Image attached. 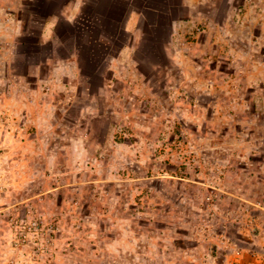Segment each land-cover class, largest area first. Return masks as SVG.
Listing matches in <instances>:
<instances>
[{"label": "rangeland", "instance_id": "rangeland-1", "mask_svg": "<svg viewBox=\"0 0 264 264\" xmlns=\"http://www.w3.org/2000/svg\"><path fill=\"white\" fill-rule=\"evenodd\" d=\"M50 2L0 0V264H264V66L217 65L215 36L256 33L263 60L264 7L200 6L208 32L95 92L51 72L79 33L40 37Z\"/></svg>", "mask_w": 264, "mask_h": 264}, {"label": "crops", "instance_id": "crops-1", "mask_svg": "<svg viewBox=\"0 0 264 264\" xmlns=\"http://www.w3.org/2000/svg\"><path fill=\"white\" fill-rule=\"evenodd\" d=\"M49 1L51 4H46L45 7L52 6L55 7V10L44 15L45 18L40 23L42 26L39 32L40 37L56 42L55 39L61 37L58 34L60 33L58 30L61 21L69 27H73L72 29L68 28L73 35L79 33V41H74L68 54H66L67 56L59 58L60 60L53 66L51 72L60 81L66 77L76 78L79 81L84 79V87L87 90L93 89L92 77L99 75L101 79L95 92L105 89L107 79L113 70L138 69V53L144 45L148 49L154 48L155 45L157 47L161 45L165 50L163 52L167 53L169 44L174 42L176 34L179 33V28L194 22L195 19L199 20L203 27L205 26L204 29H202L203 27L200 28V31L208 32L209 14L208 12H200L202 10L199 7L217 4V0H47V2ZM223 1L229 9L227 14L225 13L224 22L229 21L230 16H232L230 9L236 5H244L248 9H253L255 5L264 7V0ZM87 4H91L101 13H109L110 15L114 9L118 10L120 15L112 23L111 19H98L99 16H95V13L89 17L91 14L88 16L84 14ZM166 5L170 7L168 8ZM241 22L237 21V27ZM217 32L219 33H215V36L220 41L218 45L221 46L219 53L230 52L233 57L231 59L233 65L238 68L245 66L252 68L257 64L264 66V56L263 60L256 56L255 41L258 37L256 33H232L231 36H228V33H220L224 32L220 26L219 29L217 28ZM203 34H205L204 38L205 36L209 37L211 33ZM243 36L248 39L245 44L240 43L239 40ZM120 37H125L123 42L120 41ZM118 41H120L118 48L111 52L113 51L112 46ZM228 42H230L229 45ZM80 46L85 60V63H82L83 67L88 69L84 74L78 56H76V49ZM176 53L181 56L178 50ZM221 56L217 65L223 64L224 59H226L224 54ZM92 62L93 64H91ZM45 66L46 64L41 62L37 68L42 69Z\"/></svg>", "mask_w": 264, "mask_h": 264}, {"label": "trees", "instance_id": "trees-1", "mask_svg": "<svg viewBox=\"0 0 264 264\" xmlns=\"http://www.w3.org/2000/svg\"><path fill=\"white\" fill-rule=\"evenodd\" d=\"M169 1H172V0H169ZM37 2L39 3V4H41L42 2H44V0H37ZM43 7H40L39 6V9H41V10H39V14H41V15H45V14H49L48 12H53V10H55V7H53L52 9H48V8H46L45 7V5L43 4L42 5ZM168 5H166V7H167ZM172 6V5H171ZM170 6H168V8H169ZM164 8V7H163ZM118 9H120V8H118ZM170 10V9H169ZM84 14L86 15L87 14V16L89 15V14H91L89 17H92V15H93V13H95L96 15L95 16H99L98 17V19H111V23L112 22H114L115 20H117V18L119 17V11L118 10H114L113 9V11H112V13L109 15V13H101V12H98V10H97V8H94V7H92L91 6V4H87L86 6H85V9H84ZM106 24H107V22H106ZM60 26H62V25H60ZM59 26V27H60ZM77 27V26H76ZM68 28L69 29H72L73 27L72 26H68ZM59 29H61V27L59 28ZM60 31H62V30H60ZM160 34V33H159ZM161 34H163V33H161ZM62 34H61V32L59 33V36H61ZM77 49H78V55H79V57L81 58V61H82V63L84 62L85 63V60H84V56H83V53H82V49H81V46L80 47H77ZM83 65V64H82Z\"/></svg>", "mask_w": 264, "mask_h": 264}]
</instances>
